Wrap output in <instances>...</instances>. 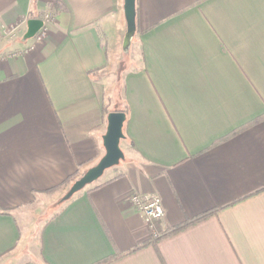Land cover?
Listing matches in <instances>:
<instances>
[{"label": "crops", "instance_id": "0c3cea01", "mask_svg": "<svg viewBox=\"0 0 264 264\" xmlns=\"http://www.w3.org/2000/svg\"><path fill=\"white\" fill-rule=\"evenodd\" d=\"M51 3L0 0V264H264V0H136L125 65V0ZM113 111L123 169L45 193L104 157ZM133 193L163 231L214 214L154 239Z\"/></svg>", "mask_w": 264, "mask_h": 264}, {"label": "water", "instance_id": "95a60500", "mask_svg": "<svg viewBox=\"0 0 264 264\" xmlns=\"http://www.w3.org/2000/svg\"><path fill=\"white\" fill-rule=\"evenodd\" d=\"M136 0H125V16L128 26V34L125 43L127 48L130 45L135 33H136ZM43 27V21L37 19H31L28 22V30L25 33V40L34 38L37 33ZM125 48V49H126ZM127 116L125 112L113 111L111 112L106 121H108L107 133L104 136V147L106 153L99 163L89 169L87 172L77 179L71 186L67 194L62 199L68 201L74 197L77 193L83 191L88 185L96 183L103 175L104 172L120 163L124 160L125 154L121 148V141L125 138L124 124Z\"/></svg>", "mask_w": 264, "mask_h": 264}, {"label": "built area", "instance_id": "2783aa9c", "mask_svg": "<svg viewBox=\"0 0 264 264\" xmlns=\"http://www.w3.org/2000/svg\"><path fill=\"white\" fill-rule=\"evenodd\" d=\"M52 18V13H48L45 15V18L43 19V27L35 36L37 42H42L45 39L47 32L49 31L50 23L53 21ZM20 27V24L11 27L10 29H7L4 34L6 36L12 37L14 36V33H16L20 29ZM127 203L128 205L143 213L146 220L145 223H147V225L153 232V238H160L162 236L161 234L163 233L161 224L162 220L165 218V210L163 209L164 207L161 198L155 195L147 196L133 193L127 197Z\"/></svg>", "mask_w": 264, "mask_h": 264}, {"label": "trees", "instance_id": "16d2710c", "mask_svg": "<svg viewBox=\"0 0 264 264\" xmlns=\"http://www.w3.org/2000/svg\"><path fill=\"white\" fill-rule=\"evenodd\" d=\"M53 4V5H52ZM52 7H53V10L58 12L60 11L63 6L61 5L60 3V0H52V3H51ZM50 5V6H51ZM49 13V12H48ZM81 176H79V174L77 173H74L73 175L69 176L67 179H65L62 183H60L59 185L55 186V187H51L50 189L44 191L45 193L47 194H54L56 192H58L60 189H62L64 186H71L77 179H79ZM120 176H116L115 178H118ZM114 178V179H115ZM93 189L95 188H99L100 186L97 185V183L93 184ZM214 214V211H209V212H206L202 215H199L197 217H194L192 219H188V221L180 226H177V227H174V228H170V229H167V230H164L163 233L161 234V238L163 237H168V236H171L175 233H178L179 231L193 225V224H196L198 222H201L202 220L204 219H207L208 217H210L211 215ZM119 256H115L113 257L112 259L109 258L103 262H99V263H96V264H109L110 262L112 263V261L118 259Z\"/></svg>", "mask_w": 264, "mask_h": 264}, {"label": "rangeland", "instance_id": "374dc122", "mask_svg": "<svg viewBox=\"0 0 264 264\" xmlns=\"http://www.w3.org/2000/svg\"><path fill=\"white\" fill-rule=\"evenodd\" d=\"M130 42L131 43H130V45L127 48L125 47V44L122 45V47L120 49L121 50V54L118 55V59H120L122 61L123 65L128 63V60L129 61L130 60H134V61L137 60L140 57V54H141L139 46L134 44L132 41H130ZM123 152L125 154L124 160H121L118 165L106 170L104 172V175L98 181L102 182V181L106 180L108 177H110L114 172H117V171H120L121 169H123V167L125 166V162L127 160L126 159L127 158L126 153H125L124 150H123ZM79 176H81V175H79ZM88 187H90V185H88ZM69 189H70V186H64L58 192L62 191V194L64 196V194H66ZM58 192H56V193H58Z\"/></svg>", "mask_w": 264, "mask_h": 264}]
</instances>
